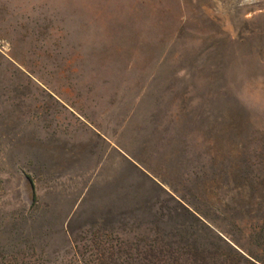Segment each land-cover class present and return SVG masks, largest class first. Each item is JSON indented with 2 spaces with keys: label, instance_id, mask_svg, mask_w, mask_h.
Here are the masks:
<instances>
[{
  "label": "rangeland",
  "instance_id": "1",
  "mask_svg": "<svg viewBox=\"0 0 264 264\" xmlns=\"http://www.w3.org/2000/svg\"><path fill=\"white\" fill-rule=\"evenodd\" d=\"M57 97L134 113L159 178L212 218L235 206L230 168L238 183L252 172L264 201V0H0V264L163 260L157 249L176 247L166 235L179 218L159 189L136 250L117 249L114 234H77L73 248L44 210L33 158L61 113ZM233 198L249 215L248 194ZM238 236L263 256L264 238Z\"/></svg>",
  "mask_w": 264,
  "mask_h": 264
},
{
  "label": "crops",
  "instance_id": "2",
  "mask_svg": "<svg viewBox=\"0 0 264 264\" xmlns=\"http://www.w3.org/2000/svg\"><path fill=\"white\" fill-rule=\"evenodd\" d=\"M52 100L61 113L43 129L39 145L36 139L33 158L39 183L47 179L46 196L39 198L44 210L50 217L56 212L73 248L77 234H114L117 249L143 248L138 244L152 225L154 189L163 188L166 198L169 191L156 171L145 123L134 122V113L122 116L111 101L106 112H94L90 104L98 101Z\"/></svg>",
  "mask_w": 264,
  "mask_h": 264
},
{
  "label": "trees",
  "instance_id": "3",
  "mask_svg": "<svg viewBox=\"0 0 264 264\" xmlns=\"http://www.w3.org/2000/svg\"><path fill=\"white\" fill-rule=\"evenodd\" d=\"M239 169L230 168L227 171V194L234 207L226 206L218 215L212 218L207 211L198 205L199 198L190 199L187 195L180 194L172 186V192L168 191V196L174 202L175 207L171 208L168 217L172 213L179 218L177 227L167 232V239L175 240L176 247L158 248V255H162L163 260L150 261L148 264H264V244L259 241L256 245L262 251L263 256L251 251L241 241L244 235L258 234L264 238V201L258 202L263 198L258 194V181L252 179V172H248L243 182H236L235 178ZM244 174V173H243ZM257 183V184H256ZM27 187L30 189L35 201V187L31 179L27 178ZM157 189L164 191L157 186ZM193 196V193H191ZM249 196V215L238 212L237 202L233 198L235 195L242 197ZM210 196L207 193L206 197ZM228 199V200H229ZM226 207V208H225ZM259 207V208H256ZM256 208V209H255ZM259 209L262 215L254 214ZM218 210H221L218 208ZM216 214V213H215ZM217 220L228 221L231 227H223L216 223ZM257 221V223H253ZM255 229H257L255 231ZM258 231V232H257ZM236 233V236L234 235ZM238 236V237H237ZM98 264H132L129 261L101 262Z\"/></svg>",
  "mask_w": 264,
  "mask_h": 264
}]
</instances>
